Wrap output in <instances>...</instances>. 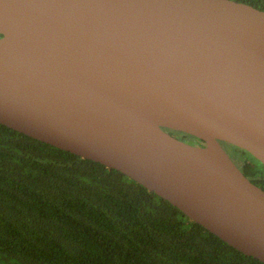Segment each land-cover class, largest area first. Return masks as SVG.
<instances>
[{
	"label": "water",
	"instance_id": "obj_1",
	"mask_svg": "<svg viewBox=\"0 0 264 264\" xmlns=\"http://www.w3.org/2000/svg\"><path fill=\"white\" fill-rule=\"evenodd\" d=\"M0 123L122 171L264 262V189L221 143L264 165V10L0 0Z\"/></svg>",
	"mask_w": 264,
	"mask_h": 264
},
{
	"label": "trees",
	"instance_id": "obj_2",
	"mask_svg": "<svg viewBox=\"0 0 264 264\" xmlns=\"http://www.w3.org/2000/svg\"><path fill=\"white\" fill-rule=\"evenodd\" d=\"M233 147L264 189V165ZM0 264L264 262L122 171L0 123Z\"/></svg>",
	"mask_w": 264,
	"mask_h": 264
},
{
	"label": "flooded vegetation",
	"instance_id": "obj_3",
	"mask_svg": "<svg viewBox=\"0 0 264 264\" xmlns=\"http://www.w3.org/2000/svg\"><path fill=\"white\" fill-rule=\"evenodd\" d=\"M168 132H170L172 135H174L175 137L179 138V139H182L186 142H189V143H192V144H195L193 141H196L198 142L199 144H195V145H200V146H204L205 145V142L201 139H198L197 137H194V136H191V135H188V134H185V133H182V132H179V131H173V130H169V129H166ZM223 144V146L225 147V149L227 150V152L229 153V155L231 156V158L235 161V163L239 166L240 169L241 168V164H240V160L239 158L237 157V155L234 153H232L230 150H229V147H228V144L225 143V142H221Z\"/></svg>",
	"mask_w": 264,
	"mask_h": 264
},
{
	"label": "rangeland",
	"instance_id": "obj_4",
	"mask_svg": "<svg viewBox=\"0 0 264 264\" xmlns=\"http://www.w3.org/2000/svg\"><path fill=\"white\" fill-rule=\"evenodd\" d=\"M195 144H199L198 142H196V141H193ZM228 147H229V150L234 154H236V155H239L240 156V154H241V152L237 149V148H235V147H233V146H231V145H228Z\"/></svg>",
	"mask_w": 264,
	"mask_h": 264
}]
</instances>
